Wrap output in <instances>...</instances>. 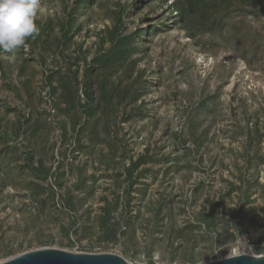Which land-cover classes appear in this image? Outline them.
I'll return each mask as SVG.
<instances>
[{
    "label": "rangeland",
    "instance_id": "1",
    "mask_svg": "<svg viewBox=\"0 0 264 264\" xmlns=\"http://www.w3.org/2000/svg\"><path fill=\"white\" fill-rule=\"evenodd\" d=\"M176 1L41 0L27 51L0 49V263L56 248L206 264L244 237L264 256V0L189 22ZM120 37L131 53L97 72L109 103L87 125L89 70Z\"/></svg>",
    "mask_w": 264,
    "mask_h": 264
},
{
    "label": "trees",
    "instance_id": "2",
    "mask_svg": "<svg viewBox=\"0 0 264 264\" xmlns=\"http://www.w3.org/2000/svg\"><path fill=\"white\" fill-rule=\"evenodd\" d=\"M230 2V0H177L175 2L176 6V12L177 15L180 16L183 22H189L191 19L198 18V16H203L204 14H209V12H212V7L217 8V10L221 7L224 6L226 2ZM217 6V7H216ZM209 11V12H208ZM117 44L116 45V53H115V60L110 61L109 58H107L105 55L101 56L99 59H95L93 61V66L89 70V77L92 78V80H88L86 82V89L85 91V96H86V102L87 105L84 106V116L86 118V124H90L94 119H97L99 111L103 112L104 111V106H106L108 102V95L109 92L106 89V84L105 86L102 85L98 80L99 76L96 75L98 74L100 70H103L105 68H108L110 65H115L116 63L123 64L124 61H126L131 53L130 50L125 49V39L120 37L119 40L115 41ZM54 77H50V81ZM98 79V80H97ZM99 88H97V87ZM98 93H96V96H94V89ZM57 89L53 88V94L56 93ZM65 96H67L68 100H73V97L77 96L76 92H72L71 90L65 89ZM107 107V106H106ZM83 125L81 127V131L78 132L77 139H78V147L80 145H84V138L86 136V133L88 131L87 126ZM96 124V123H95ZM94 124V125H95ZM93 125V126H94ZM145 159L139 160L137 163L132 165L131 169L127 170V176L128 179H132L134 176V171L144 162ZM30 164V163H29ZM31 165V164H30ZM31 168L33 171H35L37 177L39 178H47L50 176L49 172H44L43 166L40 168L35 167L34 165H31ZM44 176V177H43ZM137 182V181H136ZM134 184L131 182V188H133ZM105 217L103 218L102 224L103 227H107L110 222H112V217H111V209H109L106 214L104 215ZM243 220V221H242ZM241 223H244L246 219H242ZM69 231L66 230V233Z\"/></svg>",
    "mask_w": 264,
    "mask_h": 264
},
{
    "label": "clouds",
    "instance_id": "3",
    "mask_svg": "<svg viewBox=\"0 0 264 264\" xmlns=\"http://www.w3.org/2000/svg\"><path fill=\"white\" fill-rule=\"evenodd\" d=\"M42 11L41 0H0V49L27 51L28 38L39 32L36 19Z\"/></svg>",
    "mask_w": 264,
    "mask_h": 264
},
{
    "label": "water",
    "instance_id": "4",
    "mask_svg": "<svg viewBox=\"0 0 264 264\" xmlns=\"http://www.w3.org/2000/svg\"><path fill=\"white\" fill-rule=\"evenodd\" d=\"M0 264H131L110 253H75L56 248H41L19 254ZM206 264H264V256L237 255Z\"/></svg>",
    "mask_w": 264,
    "mask_h": 264
},
{
    "label": "built area",
    "instance_id": "5",
    "mask_svg": "<svg viewBox=\"0 0 264 264\" xmlns=\"http://www.w3.org/2000/svg\"><path fill=\"white\" fill-rule=\"evenodd\" d=\"M49 91H50L49 89H46L43 92V96L45 97V99L47 101H49V103H51V96H50V92ZM82 98H84V94L83 93H82ZM52 112L54 114L55 111H52ZM252 247H253L252 241L250 239L244 237V238H241V239L238 240L236 250L238 249V251L240 253L239 255H248V252L251 251ZM231 256H237V251H235L234 254L231 255Z\"/></svg>",
    "mask_w": 264,
    "mask_h": 264
}]
</instances>
